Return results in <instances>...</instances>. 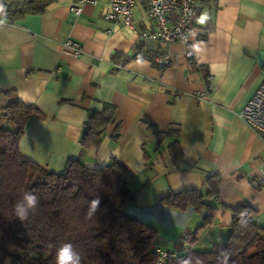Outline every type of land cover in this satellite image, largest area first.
<instances>
[{
  "label": "crops",
  "instance_id": "obj_1",
  "mask_svg": "<svg viewBox=\"0 0 264 264\" xmlns=\"http://www.w3.org/2000/svg\"><path fill=\"white\" fill-rule=\"evenodd\" d=\"M107 8V0H56L42 14L0 25V110L16 97L42 113L27 120L21 153L53 172H61L70 158L101 167L115 156L128 168L125 180L134 196L126 213L155 227L158 245L167 249L201 217L191 209L166 207L160 199L182 189L204 193L211 174L220 177L223 204L249 203L256 210L253 219L264 225V142L238 117L262 78L264 0H197L187 43H145L162 52L154 59L163 68L145 58L115 65L112 54H132L138 34L154 26L141 2L132 10L133 26L107 19ZM69 38L81 44L79 56L62 52L61 43ZM102 102L115 106L114 123L98 148L82 149L87 111L99 110ZM117 123L120 137L112 143ZM150 124L179 131L177 164L167 148L171 138L158 143ZM231 219V211L219 205L193 247L205 250L224 240Z\"/></svg>",
  "mask_w": 264,
  "mask_h": 264
},
{
  "label": "trees",
  "instance_id": "obj_2",
  "mask_svg": "<svg viewBox=\"0 0 264 264\" xmlns=\"http://www.w3.org/2000/svg\"><path fill=\"white\" fill-rule=\"evenodd\" d=\"M54 1L0 0L4 9L0 20L15 23L25 15L42 14ZM161 54L159 49L148 50L138 41L132 54L116 51L111 59L120 66L131 59L145 58L163 68L164 64L154 59ZM114 111L115 106L109 102H102L99 110L87 111L79 137L82 149L98 148L106 128L114 123ZM41 115L36 107L16 97H10L0 110V264L6 259L7 264H56V251L64 243L80 252L81 264H156V248L163 247L158 245V231L126 213L134 196L125 180L128 168L124 162L111 156L108 164L89 167L70 158L61 172H53L21 153L19 142L27 120ZM148 129L158 137V143L171 138L167 145L170 157L175 164L182 160L177 129L161 131L153 124ZM119 137L117 123L112 143ZM251 182L256 188L261 186L254 179ZM219 185L220 177L211 174L204 193L195 188L182 189L160 199L166 207L191 209L201 217L192 232L169 248L175 256L165 264H183L189 258L190 264H221L218 257L222 249L231 253L229 264H264V225L253 219L256 210L247 202L235 207L223 204ZM29 191L39 197V207L21 222L15 217L14 205ZM97 197L100 204L88 219L89 203ZM219 205L232 213L227 236L209 249L193 247L199 231L214 222Z\"/></svg>",
  "mask_w": 264,
  "mask_h": 264
},
{
  "label": "built area",
  "instance_id": "obj_3",
  "mask_svg": "<svg viewBox=\"0 0 264 264\" xmlns=\"http://www.w3.org/2000/svg\"><path fill=\"white\" fill-rule=\"evenodd\" d=\"M78 2L94 4L97 0H78ZM138 2L143 4L145 19L154 26L153 30H145L138 34L139 41L144 44L157 41L164 46L176 39L186 43L189 41L188 30L196 20L197 0H107L105 17L116 24L133 26L132 10ZM73 10L78 13L80 7H75ZM61 48L63 53L71 56H79L83 50L81 44L71 38L64 40ZM192 54V50L187 52L188 56ZM261 72L259 85L238 112V117L264 142V64ZM173 247L177 248L176 245ZM156 251L158 253L156 264H165L166 259L175 256L172 249L157 247Z\"/></svg>",
  "mask_w": 264,
  "mask_h": 264
},
{
  "label": "clouds",
  "instance_id": "obj_4",
  "mask_svg": "<svg viewBox=\"0 0 264 264\" xmlns=\"http://www.w3.org/2000/svg\"><path fill=\"white\" fill-rule=\"evenodd\" d=\"M3 5L0 4V13H3ZM4 21L0 20V25H3ZM100 204V198L97 197L90 201L88 212L86 218L91 219L93 214L96 212ZM39 207V197L35 192L29 191L25 192L22 198L17 201L14 205V214L21 222L26 221L29 218V214H35ZM243 215V214H241ZM231 253L228 250H221L218 260L221 261V264H229ZM56 264H81L82 257L79 251L70 244L64 243L61 245L55 256ZM191 258L184 260L183 264H190Z\"/></svg>",
  "mask_w": 264,
  "mask_h": 264
},
{
  "label": "rangeland",
  "instance_id": "obj_5",
  "mask_svg": "<svg viewBox=\"0 0 264 264\" xmlns=\"http://www.w3.org/2000/svg\"><path fill=\"white\" fill-rule=\"evenodd\" d=\"M8 263V259H6L5 263L4 264H7Z\"/></svg>",
  "mask_w": 264,
  "mask_h": 264
}]
</instances>
